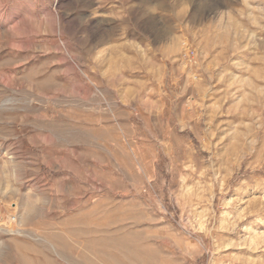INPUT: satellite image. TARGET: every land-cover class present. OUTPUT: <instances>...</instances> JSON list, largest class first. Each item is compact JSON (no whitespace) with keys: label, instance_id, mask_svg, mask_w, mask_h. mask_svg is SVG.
I'll return each mask as SVG.
<instances>
[{"label":"rangeland","instance_id":"obj_1","mask_svg":"<svg viewBox=\"0 0 264 264\" xmlns=\"http://www.w3.org/2000/svg\"><path fill=\"white\" fill-rule=\"evenodd\" d=\"M0 181V264H264V0H0Z\"/></svg>","mask_w":264,"mask_h":264},{"label":"bare ground","instance_id":"obj_2","mask_svg":"<svg viewBox=\"0 0 264 264\" xmlns=\"http://www.w3.org/2000/svg\"><path fill=\"white\" fill-rule=\"evenodd\" d=\"M0 184H1V181H0ZM117 236H118V235H117ZM54 237H55V236H54ZM130 237H131V236H130ZM125 238H126V237H125ZM52 239H53V238H52ZM121 239H122V237H121ZM119 244H120V243H119ZM121 244H123V243L121 242ZM115 245H116V244H115ZM130 246H131V244H130ZM121 248H122V247H121ZM123 249H124V248H123ZM123 249H122V250H123ZM133 249H134V247H133ZM102 250H103V249H102ZM115 251H116V250H115ZM144 253H145V252H144ZM135 254H136V253H135ZM105 257H106V256H104V258H105ZM128 258H129V257H128ZM136 258H137V257H136ZM45 259H46V260L48 259L47 256H46ZM106 259H107V258H106ZM116 259H117V257H116ZM84 260H85V259H84ZM136 260H138V262H139V259H136ZM49 261L52 262L51 259H49L47 263H50ZM132 261H133V260H132ZM134 261H135V260H134ZM45 262H46V261H45ZM111 262H112V261H111ZM117 262H118V261H117ZM125 262H126V261H124V263H125ZM105 263H106V262H105ZM127 263H129V262H127ZM133 263L136 264L137 262H136V263L133 262ZM53 264H54V263H53ZM138 264H139V263H138Z\"/></svg>","mask_w":264,"mask_h":264}]
</instances>
